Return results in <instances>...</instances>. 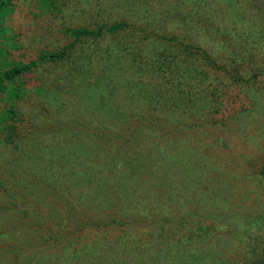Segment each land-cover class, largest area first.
I'll return each mask as SVG.
<instances>
[{"label":"rangeland","instance_id":"obj_1","mask_svg":"<svg viewBox=\"0 0 264 264\" xmlns=\"http://www.w3.org/2000/svg\"><path fill=\"white\" fill-rule=\"evenodd\" d=\"M65 1L68 9L71 8L64 15L48 18L34 12L29 0H12L13 9L4 22L20 45L12 46L10 55L27 61L41 50L66 46L69 38L62 32L65 25L91 27L92 22L100 20H125L129 25L115 34L114 40L107 36L123 43L122 60L127 66L121 78L113 75L120 78L117 81L122 80L126 89L122 92L113 89V92L111 86L109 90L113 94L110 99L114 105L105 103L111 113L119 110L120 119L114 126H102L104 122H100L101 125L98 120L92 122L91 98L77 90L86 81L91 82V64L96 62L97 49L86 46L88 42L79 41L70 50L69 57L38 66L25 75L27 91L16 102V115L11 121L7 120L13 124V133L7 126L3 130L0 128V162L6 159L10 161L9 167L18 169L20 155H23L26 160L24 169H18L16 173H21L31 187L25 189L19 179H14L13 172L0 169V264H32L34 258L63 255L82 242L112 241L120 235L108 231L111 235L107 236L100 227H94L104 223V217H95L97 214L90 212V206L80 199V193L70 194L68 178L60 175L56 179L49 164L59 162V151H62H58L59 144L68 149L75 148L78 153L75 145L80 140L91 145L95 135L103 136L107 132L113 137L103 141L97 138L96 142L101 147L104 141L108 143L109 151L100 154V150L91 155V162L101 165L103 157L113 154L114 150L121 158L116 147L124 142L123 134L132 130L122 124H126L123 118L133 111L134 106L133 95L129 86L126 87L130 83L129 72L136 71L134 54L141 60L143 52L153 49V53H149L151 56H146L151 64L139 77L155 80L160 62L158 53L166 51V45L173 43L165 36L160 40L156 35L168 33L173 36L171 32H175L178 37L183 30L176 29L177 23H172V20L178 21L177 15L185 12L180 9L181 14L177 13L175 0H149L155 10L159 7L170 10L172 18L169 22L164 14H160L162 30L161 25L150 17L144 18L134 11L133 16H129L131 5H126L133 4L129 0ZM218 8L220 14L211 23L206 16L198 21V14L189 13L193 22H201L204 26L183 31L190 40L202 42L208 53L214 54L215 57L210 56L219 62V66H215L217 70L197 61L198 55L188 49L192 61H185L183 67L173 65L167 77L170 90L162 95L167 96L170 103L176 102L171 116L176 121L161 117L159 126L154 128L159 140L162 135L167 136L163 142L171 149V160L168 161L170 172L165 174L173 184L160 183L154 190L159 195L166 192V198L154 197L151 215L155 217L167 212L174 222L180 215L185 216L186 223L191 224L192 231L197 233L188 242V248L189 243L200 242V257L194 258L192 264H264L258 263L264 261L260 250L264 240V0H223ZM164 22L170 23L168 29L164 28ZM101 42L102 46L106 40ZM161 42L164 46L160 45ZM86 56L90 58L89 62ZM114 64L118 66L120 63ZM130 65L134 68H128ZM223 66L224 72L219 68ZM185 67V74H180L179 68ZM185 76L200 89H189L188 95L180 97V93L172 88ZM233 76L242 78L240 86L231 83ZM220 79L226 86L222 87L223 92L217 99L215 85ZM99 80L102 82V78ZM107 86L110 87L108 83ZM218 100L222 102L219 107ZM216 107L219 110L215 112ZM92 108L96 110L98 107L94 104ZM200 109L204 110L202 117L196 116ZM146 112L148 110L144 109ZM81 123L90 125L82 126ZM165 126L177 128L167 132ZM147 127L148 124H144L142 128ZM74 132L75 138L71 139ZM63 157L66 161L73 159L71 152H64ZM124 166L115 162V172L124 171ZM183 173L188 179L194 177L197 180L183 185V188L177 187V180Z\"/></svg>","mask_w":264,"mask_h":264},{"label":"trees","instance_id":"obj_2","mask_svg":"<svg viewBox=\"0 0 264 264\" xmlns=\"http://www.w3.org/2000/svg\"><path fill=\"white\" fill-rule=\"evenodd\" d=\"M11 1L12 0H0L1 130H3L4 127L6 129L7 126L9 131L13 133V124L11 122L7 123V120L11 121L12 117L16 115V102L27 91L24 80L25 75L35 70L38 66H46L50 63L60 61L66 56L69 57L70 50H72L74 45L79 41L84 43L88 42L85 44L86 46H92L91 48L94 47L97 49L95 55L96 62L91 64V82L88 83L86 81L84 85L77 89L83 96L87 94L91 98V121L94 122L98 120V124L104 122V125L101 124L102 126L117 125L120 119L118 108L116 107L118 112L111 113L110 110L108 111L106 109L105 103L113 104L112 99H110L113 92L115 90L122 92L126 89L122 80L117 81L123 76L125 73L124 68L127 67L125 61L122 60V53L124 52L122 47L123 43L113 40L116 38L114 35L119 33L121 29L129 25V23L121 19L119 21L100 20L92 22L91 27L82 24L75 26L65 25L62 28V32L69 38L66 46L55 50H41L34 58L22 61L10 55L12 46L18 47L20 45L19 41L13 39L4 22L6 16L13 9V3ZM131 1L133 4L130 3L126 5L129 7L131 5L129 9L131 15L129 16H133L134 11L144 18L150 17L156 21V24L161 25V27L159 26L161 30L163 28L160 14H164V18H166L167 22L171 21V19H169L172 18L170 10L165 11L162 7H157L158 9L155 10L153 6L149 5V0H129L128 2ZM221 1L223 0H175L179 11L176 12L181 14L180 9H184L185 12L181 15H177L178 21L172 20V23H177L178 26L175 27L176 29L183 30L179 32L178 37L175 35L177 34L175 32H171L173 36L168 33L156 35L160 40L167 37L166 40L168 42L172 41L173 43L166 45V51L161 50L158 53L160 62L157 65L158 69L156 74L158 77H156L155 80L152 79V77L148 78V80H146L147 78H142V76L139 77L141 74L145 73L144 68H147L151 64L147 61L146 56H151L149 53H153L151 52L153 49L148 48L147 52H143L141 60L138 59L137 54H134L137 66L134 68L130 65L128 68L132 67L136 71L132 70L129 72L131 74V76H129L130 83L126 85V87L129 86L128 90L133 95L134 106L131 108L133 111L123 118L126 124H122L129 126V129L132 130L123 134L122 138L124 142L116 147L118 152L122 154L121 158H119L117 151L114 150L113 154H108L103 157L104 159L101 165H96L95 161L91 162V155L100 152V150V154L106 152V150L109 151L108 143L106 144L104 141L101 147L99 146V142H96L97 138L103 141L104 138L113 137L107 132L106 134L104 133L103 136L101 134L95 135L96 138L91 140V145L86 144L84 140H80L75 145L79 150L78 153H75V148L68 149L62 146V143L59 144L57 146L58 151H63H59V162L56 160L53 164H49L50 170L55 173L56 179L58 178L57 176L60 175L68 178L67 183L70 186V194H74V192L80 193V199L90 206V212L92 213L95 211L94 214H97L95 217H99L100 215L104 217V223L97 224L94 227H100L102 233L107 236L109 234L111 235L108 231H115L112 234L119 233L120 235L117 237L115 236L116 238L112 241L103 240L104 243L91 240L90 243L82 242L79 247L77 246V248H73V250L70 249L69 252L63 255L53 254V256L49 255L47 257L41 256L39 258H34L32 264H192L194 258L200 257L199 241L194 244L189 243L188 248V242L192 241L197 233L192 231L191 224L186 223L184 215H180L178 221L176 219L175 222L172 221L173 219L169 217L167 212L157 214L155 217L151 215V206L154 202V197L157 196L160 198L163 196L166 198V192L160 193L159 195L155 194L154 190L159 187L160 183L173 184V180H170L169 176L165 174L166 172H170L168 161L171 158V149L166 145V142H163V138L167 136L164 134L162 135V139L159 140V134L156 135V128H154V126H159L162 118L171 122L172 120L176 121L171 118L172 114L175 112L174 107L176 102L170 103L168 97L162 94H166V91L170 90L167 84V77L170 75L171 67L173 65L177 66V68L178 65H182L183 67L185 61H192V54H189L188 49H190V52L193 51V54H197V61H202V63H205L204 65L206 67L215 68V66H219V62L214 58V54L208 53L209 50H206L202 42H193L190 38L185 36L183 31H185V28L187 31H190L195 27L198 28L200 25L204 26L201 22H193L189 15L198 14V21L204 16H206V20H209V22L215 21V18L220 14L218 13V6ZM29 2L33 4L35 9L34 12L47 15L48 18L52 16L55 17L56 15L61 16V14L64 15V12L69 7L65 0H29ZM28 10L32 12L30 8ZM229 12L230 10H228V13ZM189 21L192 23H189ZM163 24L164 28L168 29L170 23L167 24L164 22ZM138 27L141 26L138 25ZM107 36L112 37L113 40L107 38ZM101 40H106L102 46ZM160 45L164 46L162 42ZM123 57L125 56L123 55ZM103 59L105 61H103ZM112 60L114 61L111 62ZM89 61L90 58L88 57L87 62ZM114 62H119L120 64L117 66ZM161 63H166V67L162 66ZM103 65L107 68L104 69L105 66ZM230 65H232V63H230ZM193 68L195 69V67ZM219 68L223 70L222 72L225 71L224 66ZM173 69L174 68H172V70ZM179 70L180 74H182L186 70V67L185 69L179 68ZM87 71L88 70L85 69V72ZM89 73H86V75ZM104 74H106L105 78H103ZM113 75L120 76V78H114ZM101 78L102 82L99 80ZM84 80H86V78ZM241 80L242 78H239V76H233L231 83L240 86L242 83L240 82ZM98 81L101 83H97ZM106 82L110 87L107 86ZM178 84L180 85L179 87L177 86ZM111 86H113V92L109 90ZM224 86L226 85L223 79H220L216 83L217 99L223 92L222 87ZM165 87H168V89ZM88 88L90 91L87 90ZM189 89L199 90L200 86L194 84L186 76L182 77L178 83L176 82L175 87L172 88L175 92L180 93V97L188 95ZM51 94L52 91L50 92V95ZM194 95L196 94L194 93ZM117 100H119V98H117ZM220 102L221 101L218 100L217 107L220 106ZM94 104L98 107L96 110L92 108ZM217 107L214 108L215 112L219 110ZM144 109L148 110V112L144 113ZM203 112L204 110L200 109L196 116L202 117ZM80 116L82 117V115ZM144 124H148L149 127L142 128ZM81 125L88 126L90 124L81 123ZM69 126L71 125L69 124ZM164 128H167V132H171L175 130L177 126H165ZM80 134H82V132H80ZM75 135L76 132H74L71 139L73 137L75 138ZM80 136L81 135H78V137ZM85 138L86 135L84 139ZM70 146L74 147L72 144H70ZM64 152H71L73 159L71 161H66V158L63 157ZM22 156L23 155H20L19 158L21 163V166L18 168L19 170L24 169V163L26 162ZM27 158L28 157H26V159ZM115 162H118L119 166H121V163L125 164L124 171L120 170L119 173H116L114 167ZM9 163L10 161L7 162L6 159L1 160L0 169H9L14 173L12 174L14 179H19L20 185L25 186V189L30 188V182L27 184L20 176L21 173H16L18 169L9 167ZM41 164L43 163L41 162ZM25 167H27L29 171L28 166ZM29 175H31L30 172ZM29 175H26V177ZM1 179L0 174V185H2ZM179 179L180 180H177V187L180 188H183V185L186 186L197 180L194 177L188 179L186 173H183ZM58 180L60 181V179ZM18 188L23 189L20 187ZM110 204L113 206L108 207ZM79 237L82 236L80 235ZM260 250L262 251L261 256L264 259V240ZM258 263H264V261L260 260Z\"/></svg>","mask_w":264,"mask_h":264}]
</instances>
